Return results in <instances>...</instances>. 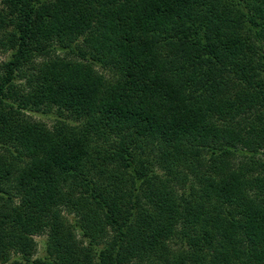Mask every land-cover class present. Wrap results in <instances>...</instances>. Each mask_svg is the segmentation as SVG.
I'll return each mask as SVG.
<instances>
[{"label": "trees", "instance_id": "trees-1", "mask_svg": "<svg viewBox=\"0 0 264 264\" xmlns=\"http://www.w3.org/2000/svg\"><path fill=\"white\" fill-rule=\"evenodd\" d=\"M4 4L0 264H264V53L247 44L264 0ZM31 55L47 58L19 92ZM44 104L72 123L32 119ZM72 181L80 192L63 190ZM68 205L85 242L61 220Z\"/></svg>", "mask_w": 264, "mask_h": 264}, {"label": "rangeland", "instance_id": "rangeland-1", "mask_svg": "<svg viewBox=\"0 0 264 264\" xmlns=\"http://www.w3.org/2000/svg\"><path fill=\"white\" fill-rule=\"evenodd\" d=\"M234 13L238 17V16H240L241 11L239 9L237 10L236 8H234ZM0 14H1V16L5 17V23L3 22L0 25V42L7 44V47H5V45L4 46L0 45V76H3L5 74V65L4 64L8 60L9 55L12 51V42L13 41H11V42L9 41L12 38L11 31L15 30L16 27L13 25V21H10V19L13 18V16L15 14L12 15L9 13L8 8L4 4V0H0ZM244 20L246 21L247 17ZM258 22H259V19H258L256 25H254V24L252 25L251 23H248L249 25H251V29H249L247 31V35H248L247 44H250L252 46L251 48H249V53L251 54V56L253 54V56L255 58H258L259 55L261 54V52L264 53V31L257 27ZM240 28L245 32V27L240 26ZM256 28L259 32H256ZM61 54H63V53H61ZM63 55H66L69 57L75 56L72 53H66ZM31 56L32 57H28V59H25L23 61V63L20 64V67H18V69L16 71V78L13 82V85H14V88L17 89V91H19V92H22V91L25 92V90H28L27 78H28V75L32 71H34L32 69V67L37 66V64L39 62H41L42 60H45L47 58V55H44V56H36V55L33 56V55H31ZM213 68H214V66H210V71H212ZM97 69L107 76L113 75L112 72H107V71H105L99 67H97ZM206 78H208V77H206ZM206 78L204 80H206ZM229 81L232 83V79ZM46 106H47V104H44L40 109L41 111H33L32 115H30L29 113H27V114H29V116L32 119L46 124L48 128L55 126L57 124L58 120L68 122L69 124L72 123V120L70 119L71 116L69 115V113L67 111L60 109L56 106H51V110H49L47 112H43L42 110L45 109ZM65 126L68 128L69 125L65 124ZM112 141H113V139L107 140L106 142L98 140L97 142L95 141L93 143V146L95 147V149H98L99 147L100 148H102V147L109 148ZM102 149H104V148H102ZM92 156H93V153L89 157L82 160L81 164L84 165L85 172L87 170H89L87 160H89ZM155 171L162 178H165L163 167L158 166L155 169ZM75 180H80V179H75ZM78 183H79L78 181H72V183L71 182L64 183L66 185H64L65 187L63 190L65 192L73 191L74 193H78L82 189L80 183H79V185H78ZM75 185L77 186V189H74ZM180 193H181V190H180ZM61 220L68 226H71V225L75 226L74 233H75L76 238L80 242H85L86 238L81 234V231L77 225L80 223L78 221L79 220L78 215L70 210L69 205L66 207H63L61 209ZM110 233L108 232V234H106V235L108 237H110L111 236ZM33 237H34V240L36 243V249H35V252H34L32 258L41 257L45 254V243L47 240V236H46V234H40V235H35ZM172 242L173 243L171 245H172V248L174 250H177L178 248H182L180 241L174 240ZM83 244H85V243H83ZM14 256L16 257V255H11L10 261L13 259Z\"/></svg>", "mask_w": 264, "mask_h": 264}]
</instances>
